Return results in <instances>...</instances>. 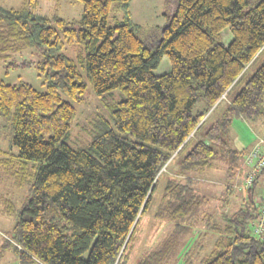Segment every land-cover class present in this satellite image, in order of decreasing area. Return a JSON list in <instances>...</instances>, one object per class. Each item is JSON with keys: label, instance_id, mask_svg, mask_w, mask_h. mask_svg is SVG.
<instances>
[{"label": "trees", "instance_id": "16d2710c", "mask_svg": "<svg viewBox=\"0 0 264 264\" xmlns=\"http://www.w3.org/2000/svg\"><path fill=\"white\" fill-rule=\"evenodd\" d=\"M75 1L83 11L72 21L40 14L38 0H23L18 8L0 4V62L7 71L33 66L45 86L41 92L0 80V129L13 137L0 150V166L28 193L20 210L10 202L3 208L15 222L2 249L12 247L19 264H129L140 220L161 188L155 217L172 222L173 230L136 264H264V240L251 229L259 218L263 195L256 199L254 189L264 168L243 207L211 227L215 246L197 263L202 246L188 243L185 226L204 202L195 176L220 159L228 163V180L239 167L244 151L226 147L234 121L264 123V63L230 98L264 53V0H176L166 23L147 33L156 35L154 45L131 18L132 0ZM114 5L122 17L111 18L110 26ZM224 29L233 36L227 46ZM71 45H77L75 59L62 54ZM29 49L42 58L14 59ZM163 57L170 69L155 74ZM79 68L98 96L119 90L125 99L113 109V127L100 120L86 148L73 149L65 140L76 111L62 96L83 101L87 88ZM200 100L204 108L196 112ZM223 100L221 117L185 154ZM178 157L169 175L165 170Z\"/></svg>", "mask_w": 264, "mask_h": 264}, {"label": "rangeland", "instance_id": "374dc122", "mask_svg": "<svg viewBox=\"0 0 264 264\" xmlns=\"http://www.w3.org/2000/svg\"><path fill=\"white\" fill-rule=\"evenodd\" d=\"M23 0H0V4L7 8H18ZM39 6L37 11L42 15H57L66 21L79 20L82 14V4L75 0H38ZM176 0H132L130 4L131 18L135 25L140 26L142 36L148 38L147 44L154 45L155 41L153 37L148 36L150 29L159 28L167 21L165 16L171 14ZM251 4H254L255 0H249ZM117 7L112 6L110 14L109 25H114L111 18L120 19L122 17L121 12H117ZM148 37H147V36ZM222 43L227 46L233 39L229 29H224L221 32ZM77 45L66 46L62 51V54L67 55L69 58H76ZM42 58L38 49H29L23 53L14 55V59L18 62L23 60L36 63L37 60ZM264 63V53H262L257 59L246 68L245 73L240 80V83L232 89L230 98L234 96L248 80L253 73ZM170 63L166 57L162 58L159 68L154 72L158 75L169 71ZM81 75L85 77L86 92L84 99L81 102L69 100L67 97L62 96L63 100L68 101L75 109L76 113L71 127L68 132V137L65 142L73 149H84L87 144L97 134V123L100 120L106 121L113 127L112 112L115 105L124 100L123 93L118 91L108 92L102 96H98L91 84L87 80L85 70L79 68ZM0 80L9 85H15L22 81L29 83L35 90L41 92L45 91L44 80L38 75L36 68H15L5 69L4 62H0ZM227 100H223L220 106L209 116H207L204 126L201 131L193 138L184 150L185 154L196 143L203 132L215 120L219 119L222 111L226 107ZM204 108L203 102L200 100L196 105L195 111H201ZM12 132L9 129H0V150L6 151L12 140ZM229 142L226 146L231 151L238 153L244 151L243 155L238 157L239 167L235 170V175L231 180H228L226 173L228 163L224 159L215 161V166L212 170L205 172L201 176H195V190L202 197L204 202L200 211L185 224L191 231L189 234L188 243H198L202 246L199 251V255L196 258V263L200 261V258H204L215 246V240L217 234L213 232L212 226L215 224H225L226 220L231 214L236 213L242 206V199L247 197L245 195L243 181L246 176V170L244 158L249 148L254 146L256 141L264 142V123H258L248 120L236 119L232 125L231 132L229 134ZM13 153L17 154V150L14 149ZM2 155L0 154V157ZM3 157V156H2ZM178 159L171 163L170 169H163L169 175H172V171H176L178 168ZM170 162V161H169ZM168 162V163H169ZM167 163V165H169ZM242 174H237L239 170ZM257 185L254 189L255 198L259 199V196L264 195V172L258 177L256 181ZM227 189L230 191L228 192ZM161 195V188L156 193V204L152 209L146 213L140 220L141 224L137 232V238L134 243V248L130 253L129 264H136L139 258L144 257L149 251L158 245V243L164 239L170 231L173 230V223L168 221H162L156 219V206ZM28 196L27 188H18L12 178L7 176L3 166H0V243L5 244L6 239L11 238L12 226L15 222L13 216H8L3 212V208L10 202L15 205L16 210H20L22 203ZM194 241V242H193ZM2 248V247H0ZM11 253L13 252L15 260H18L12 247L7 248ZM183 259L176 264H182Z\"/></svg>", "mask_w": 264, "mask_h": 264}, {"label": "built area", "instance_id": "2783aa9c", "mask_svg": "<svg viewBox=\"0 0 264 264\" xmlns=\"http://www.w3.org/2000/svg\"><path fill=\"white\" fill-rule=\"evenodd\" d=\"M244 165L247 168L246 176L243 181L244 189L247 190L253 185V181L258 177L264 168V142L256 141L255 145L250 147L244 158ZM259 218L252 224L253 235L260 240H264V195L259 202Z\"/></svg>", "mask_w": 264, "mask_h": 264}, {"label": "crops", "instance_id": "0c3cea01", "mask_svg": "<svg viewBox=\"0 0 264 264\" xmlns=\"http://www.w3.org/2000/svg\"><path fill=\"white\" fill-rule=\"evenodd\" d=\"M3 245L0 243V247ZM1 254H0V264H19L18 260H15V256L13 252L11 253V256L9 255L11 251H8L7 249L0 248Z\"/></svg>", "mask_w": 264, "mask_h": 264}]
</instances>
